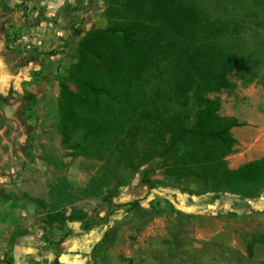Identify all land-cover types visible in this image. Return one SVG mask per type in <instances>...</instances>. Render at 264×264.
I'll return each mask as SVG.
<instances>
[{"label":"rangeland","instance_id":"rangeland-1","mask_svg":"<svg viewBox=\"0 0 264 264\" xmlns=\"http://www.w3.org/2000/svg\"><path fill=\"white\" fill-rule=\"evenodd\" d=\"M52 1L0 0V36L21 73L16 86L21 105L16 119L11 120L19 124H9L0 114V157L5 158L0 168L11 177L8 185L18 188L17 198L22 202L14 221L33 225L34 232L43 230L45 242L57 240V252L49 264H64L66 258L59 256L58 246L66 235L68 218L90 214L82 225L85 229L98 222L107 224L106 216L116 206L127 209L131 217L124 222L128 232L115 239L105 264H208V255L217 250L227 253L228 262L243 264L231 248V238L230 247L214 248L208 236L198 238L200 233L208 234V222L189 221L176 214L173 205H150L146 212L130 202L115 204L124 192L140 185L149 190L174 189L196 198L210 194L198 181H175L166 176L162 158L141 164L150 148L149 139L134 141L129 134L131 140L92 142L76 132L71 147L63 143L58 132L60 84L73 89L68 71L77 63L78 43L91 27L106 26L108 0H73L57 8H52ZM186 1L207 21L209 18L224 29L221 46L243 57L256 73L249 83L231 76L232 88L218 95L219 114L243 124L231 130L236 145L227 162L234 169L264 155V5L258 8L255 0ZM227 198L241 204L247 200L229 194ZM103 211L106 215L100 217ZM233 227L237 245L244 246L250 257L255 250L262 253L263 245L253 237L264 233V211L241 216ZM2 262H10V256H4Z\"/></svg>","mask_w":264,"mask_h":264},{"label":"trees","instance_id":"trees-1","mask_svg":"<svg viewBox=\"0 0 264 264\" xmlns=\"http://www.w3.org/2000/svg\"><path fill=\"white\" fill-rule=\"evenodd\" d=\"M104 16L106 26L91 27L78 43L77 63L68 71L73 89L60 84L63 143L71 147L76 132L92 142L147 138L141 164L159 157L175 181H198L210 194L256 198L264 187V155L229 168L236 145L231 130L243 124L219 114L218 96L232 88L231 76L249 83L256 73L221 46L224 29L186 0H108ZM253 241L264 245V233ZM112 242V232H105L90 252L93 264H105Z\"/></svg>","mask_w":264,"mask_h":264},{"label":"crops","instance_id":"crops-1","mask_svg":"<svg viewBox=\"0 0 264 264\" xmlns=\"http://www.w3.org/2000/svg\"><path fill=\"white\" fill-rule=\"evenodd\" d=\"M71 2L73 0H54L50 4L52 8H57L61 3L68 4ZM86 12L91 13V10H87ZM6 84L5 79L0 80V90ZM15 86L18 85L16 84ZM11 102L6 97L0 96V114L8 120L9 124L17 127L19 122L16 124L15 121L11 120L16 119L18 108L11 107ZM0 158V164H2V161L4 162L5 160L4 155ZM11 180V177L7 176L5 172L3 173L0 168V255L2 258L10 256V262L1 263L0 260V264H49L57 252L54 245L57 240L50 239L48 242H45L42 240L43 230L39 228L34 232L33 225L29 223L20 224L14 221L15 216L21 213L22 202L17 198L18 188L14 185H8ZM155 189L149 190L148 187L140 185L124 192L123 195L116 199L115 204L121 205L126 202H137L138 207L146 212L149 211L150 205H158L160 207L166 203L173 205L176 214L183 215L189 221L203 220L204 222H208V234L200 233L198 238L208 236V242H211L214 248H217V246L222 247L223 245L226 248L230 247L229 239L231 238L234 244L231 248L239 254L243 264H264V245L261 250L262 253H257V250H255L254 255L250 257L246 253L244 246L237 245L238 235L236 234V229L233 227L238 223L241 216H250L256 212L264 211V187L261 188L256 198L246 200L242 204L240 202H230L227 194L212 193L196 198L174 189L167 191ZM113 208L116 210L108 213L106 216L107 224L98 222L86 229L83 228L82 225L89 220L90 214L84 217L83 215L72 217L71 221H65L66 235L58 246L59 256L66 258L64 264H93L90 256L93 246L101 239L105 232L112 231L113 242L106 252V259L109 260L110 250L115 244V239L118 240L123 235H126L128 231L124 222L131 217L127 209H118L117 206ZM210 208L217 215H208V218H205V212ZM228 212L234 213L235 216L228 217L226 215ZM105 215V211L99 214L100 217ZM119 226L121 227L119 228ZM217 251L218 253L215 255H208V264H239L238 262H228L226 260L227 253L222 255V251ZM214 259H217L216 262L213 261ZM95 262H98V260H95Z\"/></svg>","mask_w":264,"mask_h":264},{"label":"flooded vegetation","instance_id":"flooded-vegetation-1","mask_svg":"<svg viewBox=\"0 0 264 264\" xmlns=\"http://www.w3.org/2000/svg\"><path fill=\"white\" fill-rule=\"evenodd\" d=\"M2 21H0L1 23ZM2 28L0 26V32ZM1 35V34H0ZM20 66L16 61L12 60V53L8 50L5 44V40L0 36V80H6L7 84L0 90V96L6 97L7 100H11L10 106L20 109L21 95L18 91L16 84L20 85L21 77ZM19 81V82H18ZM18 85V86H19ZM8 102V101H7Z\"/></svg>","mask_w":264,"mask_h":264},{"label":"water","instance_id":"water-1","mask_svg":"<svg viewBox=\"0 0 264 264\" xmlns=\"http://www.w3.org/2000/svg\"><path fill=\"white\" fill-rule=\"evenodd\" d=\"M205 214L206 215H217V213L212 208H210L209 210H206Z\"/></svg>","mask_w":264,"mask_h":264},{"label":"built area","instance_id":"built-area-1","mask_svg":"<svg viewBox=\"0 0 264 264\" xmlns=\"http://www.w3.org/2000/svg\"><path fill=\"white\" fill-rule=\"evenodd\" d=\"M3 258L1 257V255H0V260H2Z\"/></svg>","mask_w":264,"mask_h":264}]
</instances>
